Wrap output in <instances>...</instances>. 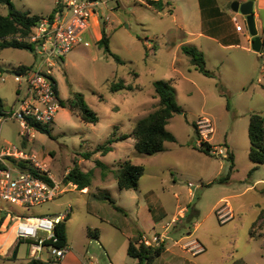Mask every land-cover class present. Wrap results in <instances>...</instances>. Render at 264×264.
<instances>
[{"label":"rangeland","instance_id":"1","mask_svg":"<svg viewBox=\"0 0 264 264\" xmlns=\"http://www.w3.org/2000/svg\"><path fill=\"white\" fill-rule=\"evenodd\" d=\"M106 1L99 6L105 18L104 31L110 50L122 63L105 53L92 33H84L85 41L58 60L52 74L61 98L82 93L98 121L84 122L67 105L60 106L46 126L48 133L36 129L33 140L23 147L19 123L0 116V145L10 143L34 156L65 190L34 205H17L0 198V215L14 225L18 216H53L70 208L65 220L69 264H136L126 252L128 235L139 238L141 234L164 232L163 245L168 248L152 264H264V220L259 218L264 209V164L248 175L253 165L248 156L249 114L257 111L264 116V59L242 47H224L220 51L225 58H220L206 46L205 39L183 33L180 24L197 23V0H169L172 12L157 11L139 0ZM12 2L19 9L45 17L56 4V0ZM6 12L7 6L0 4V13ZM261 13L264 25V10ZM183 43L203 45L206 67L213 76L191 65L180 49ZM33 47L32 51L0 48V97L6 112L16 103V66L38 63L43 57ZM169 78H173L171 84L181 107L167 125L176 141L166 143L164 151L147 155L136 152L132 141L123 140L113 153L83 157L105 142L113 130L130 133L129 125L158 105L153 82ZM121 79L137 89L110 91L111 83ZM202 117H208L213 127L207 141L213 155L197 148L192 122ZM229 151L235 168L229 180L216 182L228 171ZM116 157L129 158L144 167L136 189L118 187L114 179L118 162L109 166L106 179L95 166L97 158L106 164ZM74 159L81 160L83 169L92 170L88 191L64 182ZM107 195L122 210L116 209ZM181 207L185 209L179 215ZM174 216L178 221L166 229ZM95 230L98 237L89 236V231ZM39 235L45 233L39 231ZM188 237L197 239L203 251L195 254L182 249ZM41 258L51 264L61 262L52 257L49 247Z\"/></svg>","mask_w":264,"mask_h":264},{"label":"built area","instance_id":"2","mask_svg":"<svg viewBox=\"0 0 264 264\" xmlns=\"http://www.w3.org/2000/svg\"><path fill=\"white\" fill-rule=\"evenodd\" d=\"M106 0H56V9L52 18H40L33 32L28 36H10L34 44L43 54L42 59L33 66L13 72L14 80L19 84L16 89V105L12 111L3 118H11L19 123L18 134L23 139L34 138L37 126L46 127L54 118L61 106L62 100L57 84L52 78L53 67L56 62L66 56L76 45L85 41L82 34L87 30L93 16L100 14V4L106 5ZM235 23V29L242 31L245 26ZM88 42L86 41L85 44ZM4 80V78H2ZM198 131V145L208 141V133L213 131L208 117L196 121ZM26 161L35 174L27 169L19 168L13 161ZM9 159V160H7ZM0 198L17 205L41 204L52 200L57 194L65 190L59 182L50 175L45 164L39 163L34 156L13 144L0 145ZM192 183L188 182V186ZM70 208L64 213L53 216H18L15 232L18 238L29 240L32 257L41 258V253L50 248L52 257L61 260L65 257L66 249L53 245L56 242L54 228L69 216ZM184 209H179L182 215ZM178 221L174 216L166 224V229L171 223ZM44 232V236L39 235ZM166 233H154L151 236L141 234L139 243L146 247H157L165 242ZM176 242V241H175ZM189 243L182 245L188 248ZM190 248V247H189ZM192 250V248H190ZM203 250L200 248L199 251Z\"/></svg>","mask_w":264,"mask_h":264},{"label":"trees","instance_id":"3","mask_svg":"<svg viewBox=\"0 0 264 264\" xmlns=\"http://www.w3.org/2000/svg\"><path fill=\"white\" fill-rule=\"evenodd\" d=\"M147 5L156 9L157 11H163L170 9L169 0H144ZM0 4L7 6V12L5 14L0 13V48L14 47L19 49L31 48L34 49V44L25 41H18L14 38L8 39L10 36H28L30 35L37 21L43 17V15L31 13L27 10L17 8L12 0H0ZM55 7L48 14L49 18H52ZM97 45L103 49V51L111 55L118 63H122L121 58L114 54L109 48V37L102 30L101 38L97 41ZM264 47V40L262 48ZM182 51L189 57L191 65L206 76H213V72L206 67V61L204 54L193 46L183 45ZM28 66L18 65L15 71L23 70ZM136 75V73H134ZM154 92L158 97L157 107L149 112L147 115L138 119L131 128L129 134H122L117 138L112 134L105 140V142L95 146L91 152L83 153L84 158H89L94 153H101L105 155L112 150V143L116 140H123L129 136L134 139L133 147L136 152L141 154H155L165 150V142L176 141L175 135L168 130V120L176 113L181 112V107L176 101L175 90L171 85L170 80H155L153 82ZM136 86L131 84H125L121 79L117 82L113 81L110 85V91L116 92L122 89L133 90ZM61 106L67 105L69 109L77 114V116L84 122L95 124L98 121L97 113L89 107L85 102L84 96L80 92H74L70 97L60 101ZM228 108V102L226 104ZM9 112L4 109L2 98L0 97V116H6ZM197 137L199 136L196 130L195 121L192 122ZM37 130L45 131L48 133L46 127L37 126ZM248 138H249V151L248 156L253 165L250 168L248 175L255 171L260 164H264V116L257 111H253L249 114L248 121ZM197 148L207 154H212V146L210 142L202 141ZM19 168L27 169L31 172L38 174L37 170H34L30 164L26 161H16L10 158ZM226 159L229 161L227 173L216 179V182H226L230 178L231 172L235 168L234 155L229 151L226 155ZM95 166L101 168V175L104 177L109 166L99 159H95ZM1 165V162H0ZM144 173V167L140 164H134L128 158L119 163L115 172V179L120 189H136L140 177ZM92 170H83L74 159L72 167L68 170L64 176V182H71L76 186V189L82 191V189L88 187L91 183ZM211 182L210 184H212ZM116 209L122 210L120 206L115 204V201L111 196L105 197ZM259 218L264 220V209L260 212ZM67 217L65 218V220ZM65 220L58 223L54 228V237L56 242L53 243L55 247L65 248L67 250V240L65 233ZM90 234V231H89ZM253 234V233H252ZM18 238L17 243L27 242ZM164 251V245L161 244L157 247H146L139 243L138 238H130L127 244V254L136 260V264H152V262L161 255ZM26 264H51L50 260H43L38 257H31L27 260Z\"/></svg>","mask_w":264,"mask_h":264},{"label":"crops","instance_id":"4","mask_svg":"<svg viewBox=\"0 0 264 264\" xmlns=\"http://www.w3.org/2000/svg\"><path fill=\"white\" fill-rule=\"evenodd\" d=\"M139 1L145 3L144 0H139ZM238 1L243 2L246 0H238ZM196 5H197L196 12L198 11L197 12L198 13L197 23L194 26L186 25V23L180 24V30L183 33H185L186 35L187 34L195 35L197 37L205 39L206 46H208L209 48L214 50L216 55H220V58H225L222 55V52L220 51V49H224V47L225 48L242 47V48L246 49L247 51H251V52L255 53L257 59L258 58L264 59V52L263 51L256 53L255 51H253L251 49L250 42H251L252 37L247 33V31L245 29L242 31H237L235 29V23H234L233 19H235L237 22L242 23L244 25V21H243L244 17L239 12H234L231 9V7H230L231 4H229L228 0H197ZM170 9L171 10H169V9H167V10L172 12L173 10H172L171 6H170ZM262 10H264V0H255L254 5H253V14H254V18H255L256 28L258 30V34L260 35L261 40H262V44H263L264 25L262 24V13H261ZM100 17H101V10H100L99 15H95L91 18L89 27L84 32L87 34L92 33L94 38H95V42H97L101 38L102 30L104 29L105 18H104L103 22L101 23ZM102 24H103V26H102ZM191 26L194 27L195 31H191V28H192ZM84 33L82 34V36L84 35ZM183 45H187V44H184V43L181 44L180 49L182 48ZM188 46H193V47L197 48L206 57L205 50L202 47L203 45L194 44V45H188ZM262 49L263 48L261 46V50ZM181 51H182V49H181ZM21 64L26 65V66H33L36 63L35 62H32V63H22L21 62L18 65H21ZM18 65L16 66V68L18 67ZM16 68H15V70H16ZM261 70L264 71V64L261 65ZM168 80H170V82L172 83L173 78H169ZM134 89H137V88H134ZM122 90H124V89H122ZM126 90H128V89H126ZM133 90H130V91H133ZM174 90H175V88H174ZM62 100H63V98H62ZM15 105H16V103H15ZM173 116L170 119H172ZM140 118H138V119H140ZM137 120H135L134 122L131 123V125H129L130 131H131L132 126L134 125V123ZM169 120H168V122H169ZM167 125H168V123H167ZM110 134H112L114 137L117 138L118 136H120L122 134H129V131H123V132L117 131L116 132L115 130H113ZM34 137H35V131H34ZM131 138H133V137L129 136L123 140H128L129 142L132 141L134 144V139H131ZM32 140L33 139L28 140V139L22 138L21 144L23 147H26L28 145V142H30ZM123 140H116L115 142H113L112 143V147H113L112 150L109 151L108 153H106L105 155L113 153L116 149V144L119 141H123ZM166 143H171V142H165V148H166ZM97 153H99V152H97ZM97 153H94V154H97ZM94 154L92 156H94ZM75 160H77L78 164L81 166V162H80L81 160H78V159H75ZM122 161H124V160L121 157H116L112 163H106V164L108 166H110L111 164H116V162H118L116 165V167L118 168L119 163ZM83 170H86V169H83ZM106 178H107V175H105L103 179H106ZM72 186L75 187L74 184H72ZM88 188L89 187H86L82 190L88 191L89 190ZM180 209H185V207H181ZM227 209H228V207H227ZM149 223H151L152 227L155 226V223L152 220H150ZM66 231L67 230H66V224H65V233H66ZM189 234H191V233H189ZM89 236L97 238L98 237L97 230H95L94 232L90 231ZM135 236L136 235H132V234L128 235L129 238H135ZM188 236L190 237V235H188ZM17 242H18V237H17L16 232H15V226L11 225V219L8 220L4 214H1L0 215V264H26L27 260L32 257V255L30 253V249H31L30 244L27 242L26 243L25 242L17 243ZM185 243H189L190 244L189 247L192 248V250H190L189 247L186 249V248H183L181 245L180 247L186 251H190V252L195 253V254L203 251V250L199 251L200 248H203V246H202V244H200V242L197 239H194L191 237ZM68 248H69V246L67 245V250H68ZM167 248L168 247H164V250H166ZM67 253H69V252H67ZM67 253L65 254V257L60 260L61 261L60 264H69V259H68Z\"/></svg>","mask_w":264,"mask_h":264},{"label":"water","instance_id":"5","mask_svg":"<svg viewBox=\"0 0 264 264\" xmlns=\"http://www.w3.org/2000/svg\"><path fill=\"white\" fill-rule=\"evenodd\" d=\"M255 0H246L243 2H239L235 0L231 3V9L234 12H239L244 18L245 30L252 37L250 42V47L255 52H260L262 46V40L260 35L258 34V30L255 24V18L253 14V5ZM104 18L101 16L100 21L103 22ZM103 26V24H102ZM28 51H31V48H28ZM9 160V159H7Z\"/></svg>","mask_w":264,"mask_h":264}]
</instances>
